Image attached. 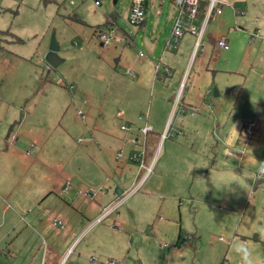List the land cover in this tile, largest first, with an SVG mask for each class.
I'll list each match as a JSON object with an SVG mask.
<instances>
[{"label": "rangeland", "instance_id": "rangeland-1", "mask_svg": "<svg viewBox=\"0 0 264 264\" xmlns=\"http://www.w3.org/2000/svg\"><path fill=\"white\" fill-rule=\"evenodd\" d=\"M130 1L0 0V31L7 32L0 34V103L1 99L19 103L22 96H28V103L24 104L26 100L21 103L22 113L35 112L30 113L25 125L28 133L24 128L20 135L35 133L40 140L29 159L23 158L14 165L16 172L0 177V244L4 245L1 247L14 244L16 249H23L25 260L31 259L25 237H18V232L27 226L21 220H26L30 210L24 204L19 207L22 197L29 193L31 185L46 178L47 172H89L84 170L95 160L98 164L104 163L103 159L107 161L108 145L112 144L118 147L116 171L107 172L106 179L112 175V180L104 181L103 190L95 191H107L119 197L121 203L113 215L102 217L80 237L63 264H91L92 257L97 258L92 264H244L243 254L249 250L253 264H263V245L257 238L264 241V70L247 74L248 58L243 53L250 37L227 34L229 27L241 30L242 20L236 21L235 16L229 17L225 24L222 16L212 20L209 32L217 41L227 34L231 50H222L216 42L208 50L200 51L191 63L187 89L195 87V90L210 82L208 98L192 112L174 109L168 116L167 112L148 110L155 88L146 86V80L139 78L148 71L142 65L147 58L140 57L137 62L136 77L126 76L125 69L117 66L114 58L102 55L100 40L92 35L93 28L69 17L75 13L88 22L96 18L97 11L106 18L116 9L122 10L120 25H130ZM228 10L223 6L224 14ZM167 29L163 38L170 34V23ZM53 39L59 44L57 53L63 60L56 68L46 62ZM236 42L239 50L234 48ZM139 49L143 56H148L149 52L139 44L138 48L127 47L124 51L129 50L135 56ZM158 49L156 62L164 52V45ZM171 58L165 56L160 61L161 67L169 65L177 74L183 72L186 60L171 62ZM128 61L130 64V58ZM103 62L110 75L117 68L124 81V94L118 101L112 96L117 95L115 87L104 84ZM195 76H200V83L199 79L193 81ZM71 85L76 88L71 89ZM215 90L219 96L212 92ZM77 110L83 111L85 120L78 117ZM215 119L220 123L214 122ZM252 120L259 128H254L249 136L245 126ZM94 121L103 127L102 155L98 158L83 142L88 137L83 126ZM153 122L168 126L164 132L153 128L145 136L141 128ZM29 123L34 125L33 130ZM123 125L131 129L123 130ZM120 133L129 134L124 149H119ZM78 139H82L81 144ZM144 145L143 168L134 156ZM40 146L43 150L35 157ZM192 158L207 159L205 169L211 165L205 179H196L197 171L188 170ZM123 160L128 161L127 168ZM148 167L152 168L151 178L123 204L127 192L118 193V177L126 178L129 174L131 178L135 172H146ZM198 172L205 171L198 168ZM102 178H105L103 174ZM86 183V187L96 188L89 179ZM89 200L92 202L93 198ZM88 203L90 219L85 218L74 235L61 237L58 242L50 240L54 234L35 238L31 249H36L32 253L38 251L36 262L46 245L53 247V244L58 252L65 251L73 237L102 214L98 206ZM179 235L180 239L190 238L187 247L179 244Z\"/></svg>", "mask_w": 264, "mask_h": 264}, {"label": "crops", "instance_id": "crops-1", "mask_svg": "<svg viewBox=\"0 0 264 264\" xmlns=\"http://www.w3.org/2000/svg\"><path fill=\"white\" fill-rule=\"evenodd\" d=\"M220 2V8L222 10L221 13H214L210 17L208 23L206 26H203V20L206 16L207 9L205 11V14L202 19H199L198 17L194 20L185 19L184 20V26L187 27L188 24L193 23L198 30L203 28V35H202V41L200 45L197 47L196 42L197 38L195 35H192L191 33H185L184 36L179 39L177 43L174 44L170 49L168 48V41L172 37V30L173 25L177 17L178 8L177 6L171 1V0H146V20L145 22L140 25H128L123 24L120 25L121 18H122V10H112L110 12H116L118 14L117 23L119 28L118 34L124 38L122 42H115L112 44V46L108 49H104L101 46L100 43V49L102 50V55L107 58H114L117 61V66H121V68L125 69V75H129L132 77H136L135 68L137 62H140V57H145V62L142 63V65H145L148 71L144 74L141 73L140 80L145 79L147 82L146 86L150 85L155 88L152 94V98L149 102V108L154 110H158L162 113L167 112L168 116L171 112V110L178 109L181 111H189L192 112L194 109H197L201 106V104L207 99V94L210 92L209 84H205L204 86L198 87L197 89L193 90L195 87H189L187 89L188 85V79H191V74L189 75L188 72L190 71L191 63L195 60V57L199 56L200 51L203 52L205 50H208V48L213 47L212 44H218V42L222 39L226 40L229 48L224 49L220 48L224 51L231 50L230 47V40L228 38V35L230 34H243L244 37L246 36L250 37V41L245 43L244 46V52L245 57L248 58V60H245L247 62V66H249L248 73L249 75H252L256 72H259V70H264V0H218ZM131 2H129V12L131 7ZM204 2H208V0H204ZM99 7L102 6V3L98 5ZM223 6H226L229 8L227 13L224 14ZM240 8V10L236 8ZM243 8V9H242ZM242 9V10H241ZM96 11V10H95ZM96 18L94 20H82L87 23L84 26L92 27L93 36L94 35V28L98 26H102L106 18L101 16V12L97 11L95 12ZM241 14V15H239ZM219 16H222L221 19L222 22L225 24L226 21L229 19V17L232 16V18L235 16V20L237 21V18L242 20V25L240 26L242 29L235 28L232 26L228 28V32L226 35H223L222 38H220L218 41L216 38L212 35V32L210 30V23L212 20L218 19ZM170 23V26L172 27L169 36L167 38H163L165 34L167 33V25ZM134 26V27H132ZM251 33H259V37H255L254 39L251 38ZM1 34V33H0ZM164 35V36H163ZM97 37V36H96ZM160 38V40H159ZM207 38V42H206ZM163 43H162V42ZM235 41V40H234ZM242 43V42H241ZM244 43V42H243ZM141 46L142 48L146 49L149 53L148 56L144 55L141 52V49H139L138 53L135 56L131 55V51L128 50V53L125 52V48L132 47V49L138 48ZM164 45V52L161 53L160 59L157 61L158 58V47L159 45ZM233 44V43H232ZM242 47V46H241ZM235 50H239L238 43L236 42L234 44ZM203 49V50H202ZM175 50V51H174ZM166 51H170L171 53L168 54ZM235 54L238 52H234ZM127 54V57L124 58L123 55ZM171 56V62H177L180 58H184L186 60L185 68L183 69V72L177 74V72H174L173 68L169 65H164V67H161L160 61L165 58V56ZM103 58V57H102ZM128 58H130V64L128 61ZM243 60V56L240 58ZM101 60V58H100ZM104 65L101 66L102 74L104 75V84L106 87H115L114 90L117 92V95H113L115 101H118V99L124 94L123 87V79L119 75V71L116 68L113 74L110 75V72H108V68L106 67L105 62H103ZM129 65V66H128ZM153 65L156 67L153 69ZM128 66V67H127ZM1 67V65H0ZM113 69V67H112ZM131 70L133 72V75L130 74L128 71ZM107 72V73H106ZM198 80L200 83V76H195L193 78V81ZM170 80V82H169ZM51 81V80H49ZM178 83V85L176 84ZM198 83V85H199ZM62 85V82L59 83ZM67 87V86H66ZM142 87V86H141ZM71 89H75L76 87L74 85H71ZM149 89V88H147ZM202 90V91H200ZM76 91V90H75ZM75 91L73 92L75 94ZM121 92V93H120ZM214 93V91H212ZM219 96V95H218ZM125 97V96H124ZM19 98V97H17ZM24 104L28 103V96L24 95L22 96V100L19 103H16L13 100H7V99H1L0 103V177H5L7 172H16L15 166L18 165L19 162H22V159H29L31 157V152L33 149H35L39 144L40 140L38 139L37 135L34 133L31 135H20L22 133V130L26 129L25 125H27V121L29 119L30 113L35 112L29 111V113L24 115L22 113L23 106L21 103L25 101ZM202 102V103H201ZM89 103V102H88ZM125 105V104H124ZM31 108V107H30ZM209 107H207L208 109ZM206 109V110H207ZM101 110H98L100 112ZM217 108H214V113H216ZM78 115V110H77ZM167 116V117H168ZM79 117V115H78ZM148 118H149V111H148ZM81 119V118H80ZM86 119V118H85ZM84 119V120H85ZM220 123L218 120H214V122ZM253 121V120H252ZM150 122V121H149ZM250 122V121H249ZM256 122V121H255ZM258 123V122H257ZM155 130H166L168 125L162 124L159 125V122H153L150 124ZM258 124H256L257 127ZM30 130L34 129V125L30 126V123L28 124ZM58 127L64 128L62 125H59ZM255 127V128H256ZM25 128V129H24ZM39 128V126L37 127ZM84 133L88 137L84 138V144L89 148V152H93L95 158H98L101 154V142H103L102 132L103 127L101 123H98L97 121L93 123H86L84 126ZM259 128V126L257 127ZM65 129V128H64ZM121 130V129H120ZM123 133V132H121ZM119 135L121 144L119 146V149H124L127 147L128 143L126 142L128 139L129 134H121ZM156 133V132H155ZM158 134V133H156ZM26 135V136H25ZM30 136V137H28ZM90 136V137H89ZM157 138L156 136H154ZM31 144L27 143L30 140ZM82 139H78V144H81L80 142ZM60 145L63 146V142H60ZM55 143V142H53ZM166 141L164 142V144ZM109 151L107 152L108 159L102 164H98L95 160V163L90 165L88 169L84 171L89 172H47V177L43 180L36 182V185H31L30 191L26 192V196L22 197L23 203L19 205V207L23 206L24 208H29L28 215L26 217L25 224L27 225L25 228H22L18 232V237H25V245L28 246L29 255H31V259L25 260L26 254H23V249L18 250L14 246V244L6 245L4 248H8L11 252V256L2 259L0 261V264H63V262L66 260L68 255L71 253L73 247L77 243V241L82 237L84 233H86L92 226L99 223V220L102 219V217H105V211L108 210L110 214H107L109 216L113 215L118 210V205L121 203V199L119 197H115L112 194H110L107 191H99L93 194V195H85L82 192H84L87 188L86 187L88 183L87 179L90 180V182L96 186L95 190H103L101 185L105 184L106 182H110L112 180V175L106 179V176H109L107 172H115L116 171V161L118 159V147H112V144L108 145ZM112 148H113V160L112 161ZM43 150V147L40 146V150L38 154L34 155L35 157H38V155L41 154ZM117 154V155H116ZM90 157H92L90 153ZM94 158V159H95ZM241 160H243V157L240 156ZM89 160V158H87ZM192 162L190 163L189 171L193 170V172L197 171V175L195 178L197 179H205V174L208 173L210 166L208 169H205V166H208L207 159H197L192 158ZM91 162V160H89ZM154 162V161H153ZM201 163V164H200ZM29 164V163H24ZM121 164V163H120ZM123 166L127 168L128 161L123 160ZM158 165V162L157 164ZM198 168L202 169L205 172H198ZM124 169V168H123ZM43 173V172H42ZM86 173H88V176H86ZM103 174L105 178L100 179V175ZM146 172H135L133 176L130 178L129 174H127L126 178L125 176H122L121 178L118 177V181H116L120 185V193L127 192L123 197V204L124 202L131 197L132 195H135L137 191L144 188L147 181L151 178L153 172L148 175V177L145 179ZM32 177H34L33 173H30ZM12 176V175H11ZM202 177V178H201ZM129 180V181H128ZM106 181V182H104ZM67 182H70V185L67 189H65V185ZM126 186V189L124 187ZM183 186L185 188V183H183ZM99 187V188H97ZM182 187V185H181ZM102 188V189H100ZM111 188V187H110ZM200 188H202L200 186ZM116 193V192H115ZM119 193V192H118ZM63 195V196H61ZM116 195V194H114ZM117 196V195H116ZM66 197V198H64ZM133 197V196H132ZM89 198H93V201L89 200ZM29 203L26 205L25 203ZM90 203H88V202ZM87 203L89 205H96L98 206L102 212V214L92 223L89 224L88 227L84 228L76 237H73L72 241L70 242L69 246L65 249V251L58 252L53 247H56V245H53V247H50V245H46L45 249L43 250L42 255L39 259H37V262L35 261L36 254H38V251L36 253H32V248L35 243V238L38 236H48V234L53 235L50 240H54V242H58L61 237H67L70 235H74V232L78 228V226H82L85 223V218L90 219L87 217V214L91 211L90 206H86ZM117 207V209L114 211V209ZM120 209V208H119ZM79 215H82L83 217H79ZM57 222H60L61 224H56ZM6 223V222H4ZM18 224V221H17ZM15 229V228H14ZM55 231V233H54ZM8 235V234H7ZM50 235V236H51ZM6 234L3 235L5 237ZM48 238V237H47ZM260 242H263L261 239L257 238ZM179 244L180 241L183 239H180L179 235ZM190 240V239H189ZM188 240V242H189ZM220 240H223L222 238ZM45 242V241H44ZM187 242V246H188ZM0 244V248H2ZM186 246V247H187ZM263 254H264V246H262ZM93 258V257H92ZM91 260V259H90ZM91 262V261H90ZM92 264V262H91ZM264 264V259H263Z\"/></svg>", "mask_w": 264, "mask_h": 264}, {"label": "built area", "instance_id": "built-area-1", "mask_svg": "<svg viewBox=\"0 0 264 264\" xmlns=\"http://www.w3.org/2000/svg\"><path fill=\"white\" fill-rule=\"evenodd\" d=\"M171 1L177 6L178 12H177L176 20L173 25L172 37L168 41V44H167L168 48L170 49L172 46H174V44L177 43L179 39H181L184 36L185 33H191L192 35L196 36L197 38L196 45L198 47L202 41L203 28L198 30L197 27L193 23H190L187 25V27H185L184 20L185 19H189V20L196 19L199 6L201 2H203L204 0H171ZM96 4H99V2L96 1ZM221 12L222 10L220 8V2L218 0H208L207 13L203 20V26L207 25L212 14L214 13L219 14ZM145 20H146V0H132L130 14H129V22L132 25L140 26L145 22ZM259 36H260L259 33H251L252 39H254L255 37H259ZM98 38L100 40L102 48L104 49L110 48L112 44H114L115 42H122L124 40V38L118 34V30L116 28L108 30L105 33H102ZM218 44L221 48H224V49L229 48L227 41L224 39L223 40L221 39L218 42ZM141 56H143V54H141ZM128 72L133 75V72L131 70H129ZM78 115L82 119L86 118V115L81 110H78ZM255 127H256L255 121H251L246 124L245 130L249 136L253 134ZM122 129L129 131L131 128L123 125ZM141 129H142V132L145 134V136H148L149 132L153 130V127L150 124H147ZM146 140L147 138L143 142L144 144H146ZM134 157L136 158L137 161L141 163L140 166L144 168L145 145L139 153L135 154ZM262 169L264 170V163L262 164ZM151 170H152L151 167L147 168L145 179L148 177ZM69 185H70V182H67V184L65 185V189H67ZM82 193L85 195H93L95 193V188L89 187ZM104 213L105 215H107L109 212L108 210H106ZM56 224L60 225L61 223L57 222ZM189 239L190 238L188 237L186 239H183V241L181 240L180 245L182 247H186ZM10 256H11V252L10 250H8V248H0V261ZM90 261L94 263L95 261H97V258H91ZM110 264H114V262H111Z\"/></svg>", "mask_w": 264, "mask_h": 264}, {"label": "trees", "instance_id": "trees-1", "mask_svg": "<svg viewBox=\"0 0 264 264\" xmlns=\"http://www.w3.org/2000/svg\"><path fill=\"white\" fill-rule=\"evenodd\" d=\"M208 7V2H201L200 6H199V10H198V13H197V17L199 19H202L204 14H205V11ZM118 14L116 12H111L109 14L106 15V21L105 23L102 25V26H98V27H95L94 28V35L96 34L97 37H99L102 33H105L107 32L108 30H111L113 28H116L118 29L119 26H118V21H117V17ZM71 19H73L74 21L76 22H79L83 25H87L86 22H84L82 19L79 18V16L77 14H73V15H70L69 16ZM120 29V28H119ZM0 33H7V32H2L0 31ZM263 246H264V242H263Z\"/></svg>", "mask_w": 264, "mask_h": 264}, {"label": "water", "instance_id": "water-1", "mask_svg": "<svg viewBox=\"0 0 264 264\" xmlns=\"http://www.w3.org/2000/svg\"><path fill=\"white\" fill-rule=\"evenodd\" d=\"M49 50L50 52L46 57V62L51 67L56 68L63 62V60L58 56L57 52L59 51V44L55 39L52 40ZM214 94L215 96L219 95L217 90H215ZM118 192H120V190H118Z\"/></svg>", "mask_w": 264, "mask_h": 264}, {"label": "clouds", "instance_id": "clouds-1", "mask_svg": "<svg viewBox=\"0 0 264 264\" xmlns=\"http://www.w3.org/2000/svg\"><path fill=\"white\" fill-rule=\"evenodd\" d=\"M239 251V248L237 249ZM244 264H253L251 259V251L249 250L247 253H244Z\"/></svg>", "mask_w": 264, "mask_h": 264}]
</instances>
